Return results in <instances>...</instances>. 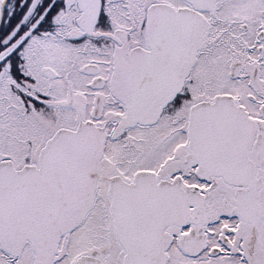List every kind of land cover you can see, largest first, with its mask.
<instances>
[{
	"label": "snow or ice",
	"instance_id": "6c2138e0",
	"mask_svg": "<svg viewBox=\"0 0 264 264\" xmlns=\"http://www.w3.org/2000/svg\"><path fill=\"white\" fill-rule=\"evenodd\" d=\"M0 264H264V0H0Z\"/></svg>",
	"mask_w": 264,
	"mask_h": 264
}]
</instances>
